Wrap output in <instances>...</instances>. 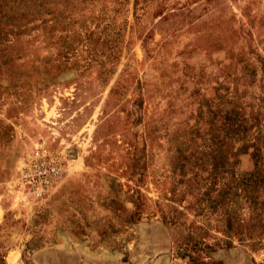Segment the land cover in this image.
I'll return each instance as SVG.
<instances>
[{
    "label": "rangeland",
    "instance_id": "1",
    "mask_svg": "<svg viewBox=\"0 0 264 264\" xmlns=\"http://www.w3.org/2000/svg\"><path fill=\"white\" fill-rule=\"evenodd\" d=\"M0 264H264V0H0Z\"/></svg>",
    "mask_w": 264,
    "mask_h": 264
},
{
    "label": "built area",
    "instance_id": "2",
    "mask_svg": "<svg viewBox=\"0 0 264 264\" xmlns=\"http://www.w3.org/2000/svg\"><path fill=\"white\" fill-rule=\"evenodd\" d=\"M46 154H36L24 162L19 181L25 194L31 199L43 196L61 175V164Z\"/></svg>",
    "mask_w": 264,
    "mask_h": 264
}]
</instances>
